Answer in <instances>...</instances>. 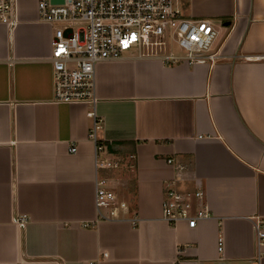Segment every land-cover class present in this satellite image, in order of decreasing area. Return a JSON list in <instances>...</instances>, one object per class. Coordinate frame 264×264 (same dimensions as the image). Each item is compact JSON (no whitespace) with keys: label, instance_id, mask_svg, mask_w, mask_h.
Masks as SVG:
<instances>
[{"label":"crops","instance_id":"obj_1","mask_svg":"<svg viewBox=\"0 0 264 264\" xmlns=\"http://www.w3.org/2000/svg\"><path fill=\"white\" fill-rule=\"evenodd\" d=\"M178 6L214 23L218 59L166 65L130 52L98 64L97 153L91 107L52 103L53 27L38 0H16L17 25H0V264H264V0ZM118 155L122 166L97 168V156ZM169 159L185 167L181 190L206 195L212 217L196 229L163 219ZM98 178L125 220L99 218Z\"/></svg>","mask_w":264,"mask_h":264},{"label":"built area","instance_id":"obj_2","mask_svg":"<svg viewBox=\"0 0 264 264\" xmlns=\"http://www.w3.org/2000/svg\"><path fill=\"white\" fill-rule=\"evenodd\" d=\"M38 11L41 22L53 27L52 103L91 107L94 127L89 138L96 144L97 153L103 151L97 139L102 120L95 112L98 64L121 61L135 51L139 57L155 58L166 65L194 66L214 63L218 59V54H212L219 36L214 23L185 18L178 0H64L59 4L38 0ZM17 23L16 0H0V25L14 28ZM175 47L179 50L174 51ZM70 151L76 153L77 147L73 145ZM167 163L175 167L176 173L174 180L167 182L165 187L163 219L172 226L186 222L190 229H196L201 221L212 217L205 202L206 195L201 188L181 190L185 167L173 159ZM116 167V163L100 160L97 156L99 170ZM108 183L107 179L96 181L99 218L125 220L121 212L127 206L118 201ZM16 223L24 229L27 219H17ZM255 232L262 249L264 220L259 217L255 219ZM219 251H223V239L219 241ZM108 256L104 253L103 258Z\"/></svg>","mask_w":264,"mask_h":264},{"label":"rangeland","instance_id":"obj_3","mask_svg":"<svg viewBox=\"0 0 264 264\" xmlns=\"http://www.w3.org/2000/svg\"><path fill=\"white\" fill-rule=\"evenodd\" d=\"M174 51H178L179 49L177 47H175L173 49ZM131 55H138V52L135 51V52H132L130 53ZM103 156H106L107 157V150L104 152V153H101V159H104ZM122 160H125L124 156L123 155H118L117 156V160H114L113 162L118 164V167L122 166L123 165V162ZM123 169V167L120 168V170L118 171H121Z\"/></svg>","mask_w":264,"mask_h":264},{"label":"water","instance_id":"obj_4","mask_svg":"<svg viewBox=\"0 0 264 264\" xmlns=\"http://www.w3.org/2000/svg\"><path fill=\"white\" fill-rule=\"evenodd\" d=\"M52 2L55 3V4H59V3H63L64 0H52Z\"/></svg>","mask_w":264,"mask_h":264},{"label":"trees","instance_id":"obj_5","mask_svg":"<svg viewBox=\"0 0 264 264\" xmlns=\"http://www.w3.org/2000/svg\"><path fill=\"white\" fill-rule=\"evenodd\" d=\"M116 150H117V149H116ZM116 150H114V152H116V153H117L118 151H116Z\"/></svg>","mask_w":264,"mask_h":264}]
</instances>
